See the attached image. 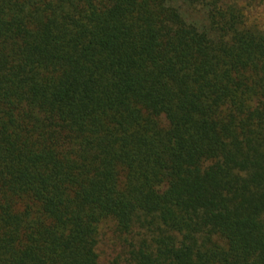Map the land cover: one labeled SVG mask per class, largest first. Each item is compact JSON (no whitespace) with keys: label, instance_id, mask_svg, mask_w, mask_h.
I'll use <instances>...</instances> for the list:
<instances>
[{"label":"trees","instance_id":"1","mask_svg":"<svg viewBox=\"0 0 264 264\" xmlns=\"http://www.w3.org/2000/svg\"><path fill=\"white\" fill-rule=\"evenodd\" d=\"M255 1L0 0V264H264Z\"/></svg>","mask_w":264,"mask_h":264},{"label":"rangeland","instance_id":"2","mask_svg":"<svg viewBox=\"0 0 264 264\" xmlns=\"http://www.w3.org/2000/svg\"><path fill=\"white\" fill-rule=\"evenodd\" d=\"M252 1V0H249ZM254 8L252 10V19L256 20L257 23L264 24V0H256L253 2ZM104 251L99 249L101 252V259L105 258V263L109 262L111 259V251L108 248V245L103 246Z\"/></svg>","mask_w":264,"mask_h":264}]
</instances>
